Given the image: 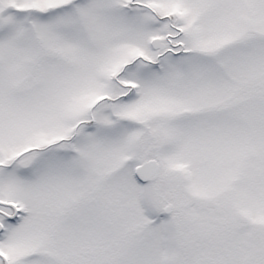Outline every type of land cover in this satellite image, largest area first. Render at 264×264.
<instances>
[{"label": "snow or ice", "instance_id": "obj_1", "mask_svg": "<svg viewBox=\"0 0 264 264\" xmlns=\"http://www.w3.org/2000/svg\"><path fill=\"white\" fill-rule=\"evenodd\" d=\"M0 264H264V0H0Z\"/></svg>", "mask_w": 264, "mask_h": 264}]
</instances>
